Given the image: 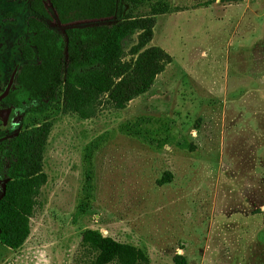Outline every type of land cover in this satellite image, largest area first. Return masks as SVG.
I'll use <instances>...</instances> for the list:
<instances>
[{
    "label": "rangeland",
    "instance_id": "374dc122",
    "mask_svg": "<svg viewBox=\"0 0 264 264\" xmlns=\"http://www.w3.org/2000/svg\"><path fill=\"white\" fill-rule=\"evenodd\" d=\"M31 15L27 0L0 2V91ZM150 15L149 46L172 61L123 109L103 98L80 119L62 110L63 88L43 112L1 106L0 140L49 133L29 235L0 242V264H73L86 230L148 264H264V0H117L97 23Z\"/></svg>",
    "mask_w": 264,
    "mask_h": 264
},
{
    "label": "trees",
    "instance_id": "16d2710c",
    "mask_svg": "<svg viewBox=\"0 0 264 264\" xmlns=\"http://www.w3.org/2000/svg\"><path fill=\"white\" fill-rule=\"evenodd\" d=\"M27 6L32 15L26 20L25 41L19 40L20 62L1 105L15 109L33 105L32 111L43 112L63 88L62 110L88 119L103 98L113 108L123 109L147 92L172 61L160 47L149 46L153 15L111 25L97 23L114 18L117 0H28ZM50 11L63 28L61 33L45 24L44 20H53ZM48 133L49 124L44 123L0 140V242L10 249L25 241L29 219L39 206L40 162ZM79 248L73 264L84 257H89L87 264H148L135 247L93 230L83 232ZM173 261L184 260L175 256Z\"/></svg>",
    "mask_w": 264,
    "mask_h": 264
},
{
    "label": "water",
    "instance_id": "95a60500",
    "mask_svg": "<svg viewBox=\"0 0 264 264\" xmlns=\"http://www.w3.org/2000/svg\"><path fill=\"white\" fill-rule=\"evenodd\" d=\"M12 80H13L12 78L9 79L6 87L4 88L3 92L0 94V100L3 99L4 97H6L7 94L9 93V89H10Z\"/></svg>",
    "mask_w": 264,
    "mask_h": 264
},
{
    "label": "flooded vegetation",
    "instance_id": "af4514ba",
    "mask_svg": "<svg viewBox=\"0 0 264 264\" xmlns=\"http://www.w3.org/2000/svg\"><path fill=\"white\" fill-rule=\"evenodd\" d=\"M2 1H4V0H2ZM28 1V0H27ZM1 2V1H0ZM15 73V72H14ZM14 73H12V75L10 76V78H12L13 79V76H14ZM9 78V79H10ZM9 79H8V81H9ZM8 81H7V83H8ZM7 83L5 84V86H4V88L6 87V85H7ZM12 83H13V80H12ZM12 83H11V86H10V88L12 87ZM4 88L2 89V91H0V94L3 92V90H4ZM9 91H10V89H9ZM2 100V99H1ZM1 100H0V102H1ZM1 104H0V111H1ZM7 106V105H6ZM9 109H11L12 107H10V106H7ZM12 109H15V108H12ZM1 128H2V126H1ZM3 129V128H2ZM3 131H4V129H3Z\"/></svg>",
    "mask_w": 264,
    "mask_h": 264
}]
</instances>
